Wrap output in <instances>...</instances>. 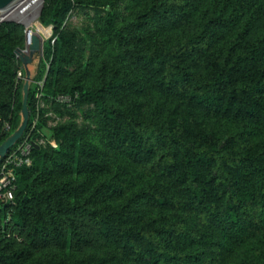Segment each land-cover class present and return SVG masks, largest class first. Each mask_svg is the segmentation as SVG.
Instances as JSON below:
<instances>
[{"label": "trees", "instance_id": "trees-1", "mask_svg": "<svg viewBox=\"0 0 264 264\" xmlns=\"http://www.w3.org/2000/svg\"><path fill=\"white\" fill-rule=\"evenodd\" d=\"M133 1L136 47L121 35L126 63L105 62L92 86L85 84L90 67L61 81L60 63H71L65 52L74 41L61 26L80 3L105 7L104 27L113 29L118 0L44 6L41 21L58 37L45 88L54 98L93 104L112 153L84 145L67 126L54 128L61 144L53 154L32 144L31 165L15 169L7 225L10 206L0 210V264H21L50 246L101 243L122 257L119 264H264V0ZM152 24L179 32L155 36ZM24 30L0 25V144L21 119L15 61ZM37 80L28 129L10 152L34 132ZM149 84L156 89L151 108L109 101ZM172 98L196 110L199 124L165 116L161 108Z\"/></svg>", "mask_w": 264, "mask_h": 264}, {"label": "rangeland", "instance_id": "rangeland-1", "mask_svg": "<svg viewBox=\"0 0 264 264\" xmlns=\"http://www.w3.org/2000/svg\"><path fill=\"white\" fill-rule=\"evenodd\" d=\"M47 1L16 0L7 9L0 11V25L3 22H13L22 25L25 29L24 38L16 50H28V30L42 38L41 63L34 96L36 106L34 132H30L26 140L42 146L50 154H53L60 148L61 144L54 137L53 130L58 126H67L70 127L74 136L81 138L84 145H98L103 151L112 153L105 137V131L95 120L96 109L93 104L81 103L77 98L66 95H59L54 98L45 88V85L50 81H48L49 70L55 60L54 48L58 39L54 34V26L43 24L41 21V13ZM114 9L116 12L114 27L113 29H106L104 21L108 11L105 7L74 4L61 26L63 32L70 36L74 35L72 46L65 52L71 59V63H60L64 71L61 77L62 82H69L78 72L90 67L92 71H89L85 84L92 86L100 82L102 75L99 70L105 62L110 64L126 63L125 50L120 44V36H126L131 40L130 49L136 47L138 35L133 33L135 29L131 27V24L136 19L139 7L133 0H118ZM149 26H151L149 28L151 34L155 36L179 32V29L162 28L155 24ZM49 41L51 42L50 48L47 46ZM149 42L150 40H146L141 44L147 46ZM15 64L18 67L19 83L23 86L26 74L18 56ZM107 77H109V73H107ZM149 85L150 90L145 89L142 94L135 91L134 88H128L125 92L118 91L117 96H109V101L114 106L129 109L138 110L141 104L143 106L139 110L145 106L151 108L154 105V91L156 89L153 84ZM20 96L21 93L17 95V100L20 99ZM161 110L165 116H177L179 119L192 122L190 124H193L194 127L195 124H199L200 115L198 112L179 99L167 100ZM6 130H11L10 122H7ZM170 186H173L172 189L175 188V185ZM8 221V219L4 221V224L7 225ZM7 232L8 235L16 236V232L12 228H9ZM121 259L122 257L113 248L101 243L82 249L50 246L34 252L30 258L22 261L21 264H119Z\"/></svg>", "mask_w": 264, "mask_h": 264}, {"label": "water", "instance_id": "water-1", "mask_svg": "<svg viewBox=\"0 0 264 264\" xmlns=\"http://www.w3.org/2000/svg\"><path fill=\"white\" fill-rule=\"evenodd\" d=\"M16 0H0V11L7 9L12 5ZM32 31L28 30L27 32V42L29 44L28 50H16L17 56L20 58V61L23 65L26 78L23 84V101L22 109L20 111V123L18 127L11 133L6 132V138L0 144V165L3 163L4 159L8 156L10 150L16 146L24 137L31 118V111L29 106L30 100V89L31 85L34 82V79L37 77V74L40 70L41 63V50H42V38L36 34L31 35ZM34 146L38 147V144L33 142Z\"/></svg>", "mask_w": 264, "mask_h": 264}, {"label": "built area", "instance_id": "built-area-1", "mask_svg": "<svg viewBox=\"0 0 264 264\" xmlns=\"http://www.w3.org/2000/svg\"><path fill=\"white\" fill-rule=\"evenodd\" d=\"M20 147H17L4 159L0 165V210L10 206L8 220L11 211L15 206V191L17 189V177L15 169L29 166L32 163V142L24 140Z\"/></svg>", "mask_w": 264, "mask_h": 264}, {"label": "bare ground", "instance_id": "bare-ground-1", "mask_svg": "<svg viewBox=\"0 0 264 264\" xmlns=\"http://www.w3.org/2000/svg\"><path fill=\"white\" fill-rule=\"evenodd\" d=\"M41 30H44V29L41 28ZM44 31H45V30H44ZM45 34H46V33H45ZM31 35H34V33H32Z\"/></svg>", "mask_w": 264, "mask_h": 264}]
</instances>
